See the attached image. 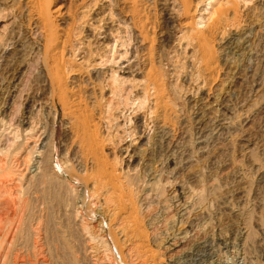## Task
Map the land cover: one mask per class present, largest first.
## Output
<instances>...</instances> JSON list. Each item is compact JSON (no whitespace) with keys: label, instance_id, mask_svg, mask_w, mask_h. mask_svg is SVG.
Wrapping results in <instances>:
<instances>
[{"label":"rangeland","instance_id":"374dc122","mask_svg":"<svg viewBox=\"0 0 264 264\" xmlns=\"http://www.w3.org/2000/svg\"><path fill=\"white\" fill-rule=\"evenodd\" d=\"M28 1L0 0V121L21 127L28 108L39 131L34 137L49 143L53 136V157L47 185L24 194L36 140L26 142L29 155L23 156L31 161L20 173L11 156L6 160L5 151L14 148L10 129L3 133L0 181L8 167L3 178L10 181L0 183V264H264V0H251L234 26L209 38L211 66L194 43L178 42L183 19L164 32L160 0L149 1L147 15L155 42L128 40L125 33L137 32L122 28L120 39L108 35L102 45L92 36L101 14L130 11L131 4L55 1L60 11L72 7V14L83 15L73 28L82 34L73 32L65 51L66 67L81 66L102 84L94 96L81 91L80 113L95 127L107 162L125 177L127 213L137 223L127 234L137 226L146 247L123 240L126 222L118 218L122 226L113 204H105L91 167H78L70 109L52 95L42 66L44 35ZM65 17L56 20L59 32L69 27ZM77 43L96 52L89 62L97 64L87 67L83 54L70 56ZM150 44L156 55L148 60L143 54ZM54 173L75 192L52 182Z\"/></svg>","mask_w":264,"mask_h":264},{"label":"bare ground","instance_id":"6f19581e","mask_svg":"<svg viewBox=\"0 0 264 264\" xmlns=\"http://www.w3.org/2000/svg\"><path fill=\"white\" fill-rule=\"evenodd\" d=\"M55 1L56 0H29L28 3L30 5V7H28V8H30V15H31L32 19L36 21V24L38 25V27L40 28V31H42V33L44 35L43 44L41 45V47L43 49L42 50V53H43V64H42V66H43V70L45 71V74L47 76V79L49 80V84H50L51 89H52V95L55 97H58V99H60V101L70 109L68 114L70 115L72 122L70 124L69 131L73 137V140L71 142V144H72L71 147L74 150L73 155H78V154L80 155L79 161H77L79 163L78 167L80 169L83 167H86V164H88L91 167V169L94 171L93 177L96 178V183L98 182V186H101V189H104V202H105V204H108V205L110 203L113 204L114 218H117V219L121 218V219H124L123 222H126V224H124L126 229H125V231H123L124 233L122 232L123 236L125 237V238H123V240L125 239L126 242H128L130 244H134V243L137 244L138 243V245L140 244L142 247H146L145 246L146 240L144 239L145 236H143L142 233H140L141 231L140 232L136 231V229L138 228L137 226H135L136 227L135 230H132V231H134L132 233V236H129L130 235L129 233H131L130 230L132 228V225L137 224V223H134V219L133 220L131 219L134 217H132L130 214L127 213L128 209H129V207L127 206L128 199H127V202H125L124 199H126V195H125L126 191L124 192V190H123V188L125 189L126 185L123 184L125 181L124 182L122 181L123 178H125V177H120V175L117 173V169H115V167L112 164H109L107 162V160L105 159V156L103 155V152H102L103 151V148H102L103 144H101L102 141L98 140L99 137L96 133L95 127L93 125H90V124L88 125L85 122V120L82 116V113H80L81 108H82V103H83L82 97L80 96L81 91H83V90L89 91L91 93V95L94 96V95H96L95 93L97 90V86L99 87L102 84L99 85L96 82L98 79L97 80L94 79L97 75V74L95 75V73H96L95 71H92L93 73L91 72L92 74L95 75V77L93 76L94 78L93 77L90 78V77H87L88 71H85V69H83V67H81V66H78L76 69H73L74 67L71 68V62H70L69 63L70 67L69 68L66 67V65H68V64H67V60H66L65 51H67L68 47L71 44L70 39L73 36V32L78 31V33H74V35L76 37L79 34H82V31L81 32L79 30L75 31V30H73V28L75 27V25L77 26V23L79 24L80 22H82L83 15H82V17L79 18V17L75 16L74 14H72L71 12H73L74 9L76 10V8L73 9L72 7L71 8L73 10L71 8H69V9L67 8L66 11L62 12L59 10L61 6L58 7L59 9L57 8V6L55 8ZM81 1H83V0H81ZM116 1L117 0H115V3H116ZM119 1L120 0H118V2ZM149 1L150 0H121L123 5H125L126 3L131 4V6H130L131 10L125 11V12L122 11V13H117V14L111 13V11L109 12V13H111L109 15H107V13L101 14L99 21H98V24L94 27V31L92 30V33H93L92 36L95 37V40L97 39L99 42L103 41L100 44V45H102V44L106 43L108 35L112 38V40L120 39V37H118V36L123 33L122 28H124V29H128V31L135 30L137 32V36H134V34H131L130 32L125 33V34H127L126 38L128 39V37H129L128 40H130V38L132 36L133 39H135V40H136L135 37L139 38V41L141 43L146 42L148 40L149 41L151 40L150 41L151 43H153V41L155 42V40H153L154 38L152 39L151 30H153V29H151L152 26H151L149 18H148L149 16H147L148 15V7L150 6ZM160 1H161V3H160L159 7H160L161 12L163 14L162 23H163L164 32L166 29H170V30L172 29V23H173L174 19H180V18L183 19V21L179 25L177 24L179 26L180 32H182V35L179 37L178 42L179 43H181V42L185 43L186 42L187 46H188V44H190V45L192 44V46H193V43H194L198 49L200 59L206 60L208 66L213 65L212 64V61H213L212 47H210V45L208 44L209 38L211 36H214L215 33L219 32L223 29H227V27L230 24H232V22H236L239 18L240 11L243 8L245 9L246 7H248L247 4L249 2H251V0H202L201 2L199 1L198 3H196V1H194V0H160ZM112 2L114 3V0H112ZM199 3L202 5L200 6L199 9H197V5ZM73 7H75V6H73ZM70 10H72V11H70ZM87 12H88V9H87ZM63 16L64 17L67 16L68 18H70V22H66V25L69 27H68V29H64V31L59 32L57 30L56 20L61 19ZM65 19H66V17H65ZM232 25L234 26V24H232ZM113 26H116V29H113ZM77 29H79V28H77ZM106 32H109V33L106 34ZM165 39L166 38L163 37L162 41L165 42ZM168 39L169 38H167V40ZM135 40H133V41H135ZM136 41H138V40H136ZM160 44H162V42ZM151 45L152 44L149 45V49H147V51L143 54V57L145 59H148V60L153 59V57L156 55V53L154 52V50L152 48L153 45L152 46ZM74 48L75 49L70 53V56L73 57L74 59H76L77 57H80V54H83L84 58L83 57L80 58V60H82V62H81L82 64H83V62H85V64L89 63V65H87V67H90L91 64H92V66H94V64L97 62L94 60H92L93 62H89L90 59H93V58L95 59L94 56H95L96 52H94L93 50H91V49L85 50L84 45H82L81 43H77V45L75 44ZM158 51H157V54H159ZM75 53H78L77 56L75 55ZM130 53H131V51H130ZM11 56H12V54H11ZM196 56H197V54H196ZM85 58H86V60H85ZM6 66H7V64H6ZM129 66H127V69H129L128 68ZM111 77H112V83L113 82L116 83V81L114 79L115 77H113V76H111ZM112 83H110L112 86L109 84L110 85V91L112 90L111 87L112 88L115 87V86H113L115 83L114 84H112ZM124 85L125 84L123 83V87H124ZM106 87H107V85L104 86V89H106ZM128 89H121V90L125 91L124 92L125 97H128V95H129ZM114 91H116V89L113 90V92L112 91L111 92L114 93ZM89 92H87L88 96L90 94ZM80 116L82 119H80ZM22 119L23 120L20 121L21 127H18V128L17 127L11 128L12 127L11 125H9V128H7L6 123H4V121H2V120L0 121V123H1L0 124V142L2 140L3 133L6 131H9V129H10L9 134H12L11 139L13 140L12 142H13L14 148H12L11 151L7 149V151H5V155L7 156L6 160L9 156H11V161H10L12 163L11 166L15 167L17 172L21 173L20 168L22 167V169H23V166L24 167L27 166L28 162H30L32 160L31 163H32V168L34 170L29 171V173H31V177L25 181L26 186L23 188V190L21 189L22 190L21 192L27 193L28 189H30L32 187H34V188L37 187V189H38V187L40 186V187L44 188V186L47 185V183H48L47 182L48 179L46 177H48V174H49L48 168L51 165V160L53 157V143H52L53 136H51V142H49V143H46L44 141V139L40 140V138L36 139V137H34V135H36L37 132H39V131L36 130V127H35L36 125H33L34 123L32 124L31 117H30V110L28 108L25 111ZM24 126L26 127L25 129L23 128ZM159 129L161 130L160 133H162V132L164 133V131L166 130L164 122H160ZM30 140L31 141L36 140V143L33 141L35 143V145H34V152L30 153L31 154V160L26 158V157H25L26 158L25 159L23 156L24 152H25L24 154L26 156L29 155V153H28L29 151H27L28 147L26 146V142L27 141L29 142ZM1 154H2V152L0 151V155ZM3 160H4L3 163H5V159H3ZM81 160H82V162H81ZM2 168H1V170H3ZM84 170H85V168H84ZM25 171H26V169H25ZM9 173H10V171H9V167H8L4 173L5 175H2V177H1L3 179V182L1 180L0 183L7 185L6 183H8L10 181L9 180L10 178L8 179L9 180L8 182L4 178L7 175H9ZM94 174H95V176H94ZM10 175H12V174H10ZM3 176H4V178H3ZM19 176H22V175H19ZM50 176H51L52 182H56L59 185V187H63L65 190H68V192H71L72 194L75 192V191H73L72 186L66 180L65 177H57L55 173L53 174V176H52V174H50ZM8 177H11V176H8ZM127 180H126V182L129 185L130 181L128 182ZM129 180H131V179H129ZM52 182L50 183L51 185H52ZM56 183H53V184H56ZM58 185H55V186H58ZM48 187H49V185H48ZM8 188H9V186H8ZM39 190H40V188H39ZM126 190H127V187H126ZM9 193H11V192H9ZM127 193H128V191H127ZM26 196H27V194H26ZM43 197H45V196H43ZM50 197H51V195H50ZM9 198H10V196H9ZM130 209H131V207H130ZM11 211H12V209H11ZM130 216H131V218H130ZM119 221H120L119 223H121V220H119ZM126 225L129 228H127ZM122 226H123V224H122ZM108 231H109L108 236H110V239L113 240L114 246L116 247L117 250H119V256H120L121 255L120 246H119V243L114 236V232L111 230L110 227H109ZM117 250H115V251L117 252ZM149 256H152V255L149 254ZM153 262H154V260L151 263H153Z\"/></svg>","mask_w":264,"mask_h":264}]
</instances>
